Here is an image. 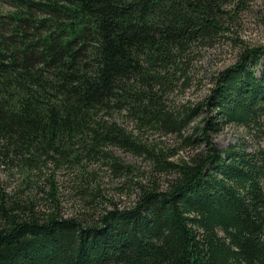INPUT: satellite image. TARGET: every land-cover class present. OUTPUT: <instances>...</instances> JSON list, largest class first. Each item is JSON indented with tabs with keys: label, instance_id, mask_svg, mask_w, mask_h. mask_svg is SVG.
<instances>
[{
	"label": "trees",
	"instance_id": "16d2710c",
	"mask_svg": "<svg viewBox=\"0 0 264 264\" xmlns=\"http://www.w3.org/2000/svg\"><path fill=\"white\" fill-rule=\"evenodd\" d=\"M255 1L0 0V264H264V46L174 98Z\"/></svg>",
	"mask_w": 264,
	"mask_h": 264
},
{
	"label": "rangeland",
	"instance_id": "374dc122",
	"mask_svg": "<svg viewBox=\"0 0 264 264\" xmlns=\"http://www.w3.org/2000/svg\"><path fill=\"white\" fill-rule=\"evenodd\" d=\"M246 46H264V0H256L251 9L241 16V26L238 31L234 34L229 35L226 39H223L221 43L215 47L203 49L197 54V71L198 73L194 77V83L190 88L186 89L185 92L174 96L177 99L176 102H197L204 98L214 87L215 78L218 75L234 65L240 58L243 48L242 43ZM244 45V46H245ZM214 78V79H213ZM125 126L130 125L129 121L126 120ZM188 133H192L189 130ZM162 138L169 142V145L175 146V136L169 135L168 137H160V134H154L150 137ZM213 141L219 149H227L232 145L246 144L248 149L256 147L255 141L250 138L243 129H236L229 127L222 133L214 134ZM192 152V150H190ZM189 152V151H188ZM118 156L123 158L126 162H139L142 165L146 163L139 161L132 154H125L122 152H116ZM182 154V153H181ZM180 154V155H181ZM184 154H187L185 151ZM183 155V154H182ZM97 167V166H95ZM145 167V166H144ZM108 172V173H107ZM101 176L104 178V184L107 187L113 188L115 182H113L112 176L107 169L101 171ZM0 177L3 180V184L8 187V191L12 192L24 179L22 173H10L5 168L0 167ZM59 183L61 184V192L64 197H69L68 201H64L65 214L71 216L74 212H79L81 207L77 203L71 202L73 189V181L68 172L65 170L57 173ZM114 184V185H112ZM134 199H130V204Z\"/></svg>",
	"mask_w": 264,
	"mask_h": 264
},
{
	"label": "bare ground",
	"instance_id": "6f19581e",
	"mask_svg": "<svg viewBox=\"0 0 264 264\" xmlns=\"http://www.w3.org/2000/svg\"><path fill=\"white\" fill-rule=\"evenodd\" d=\"M11 195V194H10Z\"/></svg>",
	"mask_w": 264,
	"mask_h": 264
}]
</instances>
